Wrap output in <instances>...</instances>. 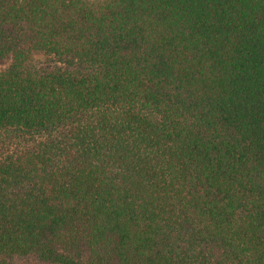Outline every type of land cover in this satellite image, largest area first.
Listing matches in <instances>:
<instances>
[{"label": "trees", "instance_id": "obj_1", "mask_svg": "<svg viewBox=\"0 0 264 264\" xmlns=\"http://www.w3.org/2000/svg\"><path fill=\"white\" fill-rule=\"evenodd\" d=\"M5 56L0 264H264V0H0Z\"/></svg>", "mask_w": 264, "mask_h": 264}, {"label": "rangeland", "instance_id": "obj_2", "mask_svg": "<svg viewBox=\"0 0 264 264\" xmlns=\"http://www.w3.org/2000/svg\"><path fill=\"white\" fill-rule=\"evenodd\" d=\"M92 1V0H90ZM33 57L37 61H41L43 59V54L39 51L33 52ZM9 61V56H5L4 58L0 59V68L4 67Z\"/></svg>", "mask_w": 264, "mask_h": 264}]
</instances>
